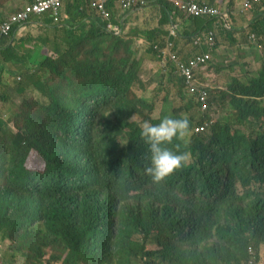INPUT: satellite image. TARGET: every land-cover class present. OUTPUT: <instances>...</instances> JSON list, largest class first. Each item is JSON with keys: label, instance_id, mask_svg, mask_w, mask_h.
<instances>
[{"label": "trees", "instance_id": "1", "mask_svg": "<svg viewBox=\"0 0 264 264\" xmlns=\"http://www.w3.org/2000/svg\"><path fill=\"white\" fill-rule=\"evenodd\" d=\"M161 5L170 19L172 8L164 0ZM64 8L66 19L60 26H54L50 16L36 25L63 32L71 45L123 48L126 56L116 60L99 54L88 64L79 60L80 54L54 48L62 66L70 69L69 75L67 70L58 73L56 62L42 56L43 69L26 77L31 82L27 87L50 102L28 114L17 135L0 121V239L9 234L13 242L10 259L18 254L27 258L30 248L31 257L40 260L45 256L42 248L57 242L65 255L49 258L60 264H90L92 260L96 264H243L252 256L260 260L264 69L253 79V86L234 89L239 96L233 97L229 107L240 111L237 119L228 114L225 120L212 122L210 113L200 111L191 94L190 102L173 116L187 117L189 131L183 140L166 145L187 159L156 184L145 172L150 153L140 129L145 121L155 125L172 117L164 113L153 119L155 102L134 92V85L141 82L140 61L133 57L131 42L107 30V23L93 10L95 15L89 13L82 0H66ZM257 9L256 23L248 27L252 36L261 37L264 1ZM2 20L0 16V24ZM194 20L208 33L219 29L213 19ZM113 24L119 25L114 17ZM21 27L16 26L11 34L19 44L0 46V78L5 56L7 61L15 58L24 65L30 60L39 64L33 59L38 51L25 49L24 40L15 38ZM149 38L152 42L153 37ZM187 41L192 43V39ZM48 68L66 84L46 86L41 72L46 76ZM172 76L178 78L183 95V78ZM215 98L212 104L223 100ZM101 107L113 115L99 116ZM197 109L209 113L208 117H196ZM196 128L204 131L186 143ZM32 151L44 162L43 171L27 167ZM252 246L259 249L255 255L249 251Z\"/></svg>", "mask_w": 264, "mask_h": 264}, {"label": "rangeland", "instance_id": "2", "mask_svg": "<svg viewBox=\"0 0 264 264\" xmlns=\"http://www.w3.org/2000/svg\"><path fill=\"white\" fill-rule=\"evenodd\" d=\"M236 1V2H235ZM26 0H3L0 1V16L7 17L16 11H18L24 4ZM243 0H229L226 1L228 10L232 9L236 5L235 13L243 16L251 12H243L242 4ZM154 8H149L147 11H152ZM229 10V11H230ZM143 11V10H142ZM92 15H95L92 11H88ZM146 17V20H150L151 16ZM236 14L234 16L236 24ZM65 19V16L62 20ZM264 20V17H261ZM36 20L33 19L32 22L24 29L19 30L15 38L24 40V48L28 50H37L38 57L33 58L38 60L39 64L34 65L33 60H30L27 64L20 63L15 58H10L8 61L5 58V67L3 74L0 78V121L6 125V128L11 129L15 135L19 134V128H23L24 119L28 114L36 112L40 107L46 106L50 101L38 92L36 89H30L27 84H31L30 79L27 81L26 77L34 75L36 71H40L44 67L42 56H47L56 62L54 69L60 73L65 70L70 73L69 68H64L60 62L59 57L54 53V48L61 47L65 52H71L73 55L80 54V59L84 63L91 64L95 62L98 55L105 57H113L119 60L121 57L126 56V51L123 48L120 49H110L99 46L97 48H92L90 43L82 45L78 43L76 45L69 44L65 38L63 32H58L51 28H46L43 26L36 25ZM89 22V21H88ZM238 22V20H237ZM89 29L90 25H86ZM252 30L247 28L245 31L239 33L236 39V43L230 39V36H222L219 38V43L222 42L221 46L227 47L225 51L215 52L213 61L209 64L206 71L200 75V80L203 82H208L204 86L208 89L213 90L214 101L215 97H223L220 103L212 104V110L209 111L210 119L212 122H218L221 119H226L228 114L231 117L237 119L240 115V111L234 107H229L230 102L234 96L239 93L235 91V88L242 86H253V79L260 76L261 71L264 69V27L262 29V36L257 37L255 34V39H251ZM11 39V38H10ZM7 39V42L10 41ZM14 39V38H13ZM126 41L131 42L132 48L135 50L134 58L140 61L139 76L141 82L134 85V92L139 96L148 97L150 100L154 101L156 104V111L153 113V119H159L165 113L173 118L175 113L180 111L181 108L185 107L187 103L190 102L191 98L183 90V95L180 94L179 88L181 85L178 78L173 77L176 75L170 63L164 64L158 57V55L151 51L150 47L146 48L144 51H139L137 48V43L134 44V40L130 37L124 38ZM45 41L46 44L44 43ZM6 43V41L4 42ZM20 42L15 40L11 42L12 45H17ZM189 46V44L186 42ZM235 45H238V49L229 50ZM189 51L191 50L188 49ZM0 59L2 57L0 56ZM47 75H44V71L41 72L42 81L46 86L55 87L57 85H65L66 81L61 79L60 76L54 72L52 69L48 68L46 70ZM25 74V75H24ZM210 74H213V82H209ZM19 84H22L21 86ZM23 86V91L19 88ZM228 93V95H224ZM239 96V95H238ZM168 100V101H167ZM264 105V98L260 99ZM38 103V104H37ZM208 113V114H209ZM196 117L202 118L204 116L208 117V114H203L199 109L194 110ZM98 115L104 118H108L113 115V112L107 107H101L98 110ZM234 122H237L234 121ZM1 126V125H0ZM248 134L250 132L247 128H244ZM198 134L195 130L191 132L185 139L186 143H189L192 137ZM27 167L31 170L42 171L44 168V163L38 154L34 151L30 153L27 160ZM5 238L2 239L0 246L5 249L4 259L8 260L11 256L10 246L12 241L8 233H5ZM3 238V237H2ZM26 242V238H24ZM216 239V238H215ZM218 242V240L216 239ZM0 243V244H1ZM150 247L157 248L155 245ZM258 248V247H257ZM45 252V256L40 260H35L31 257L32 252L30 248L26 250L28 257H24L20 254L17 255L15 259H9L14 264H60L59 261H54L49 258V255H65L60 243L51 242L42 248ZM1 250V251H2ZM259 250V249H258ZM259 252V251H258ZM49 258V259H48ZM260 264H264V243L260 249ZM90 264H96L94 260Z\"/></svg>", "mask_w": 264, "mask_h": 264}, {"label": "clouds", "instance_id": "3", "mask_svg": "<svg viewBox=\"0 0 264 264\" xmlns=\"http://www.w3.org/2000/svg\"><path fill=\"white\" fill-rule=\"evenodd\" d=\"M32 1L33 0H30V1L29 0H26L25 4L19 10L23 9L26 5H28ZM146 1L148 2V5L146 6V8L140 9L138 11L146 10V9H149V8H160L161 6H163V5H161V0H151V1L146 0ZM164 1L173 10L172 13H171V15H170V19H169L171 21L170 25L172 26V24H176L179 27V22H177L176 19H178L179 17H186V16L181 13L180 7L175 2H170L169 0H164ZM175 1H177V2H184V1H187V0H175ZM204 1L207 2V3H209L210 5H212L211 2H209L207 0H204ZM244 1L245 0H243L242 6H241L242 7V10H243ZM263 1L264 0L256 3L251 11H253V12L256 11L257 7ZM115 4H116V6L119 9H121V6L117 2ZM112 5H114V2H110V4H109V9L111 10V12H112V8H111ZM225 5L226 4L219 5V6H222L223 8H225V10H227L230 13V15H231L230 28H227V30H228L227 32H231V31H233V27L231 25L232 17H234L236 13L235 12H232L230 9H229L230 10L229 11L228 8L225 7ZM18 11H16V12H18ZM122 11H125V10H122ZM133 11H137V10H133ZM251 11H247V12H251ZM126 12H128V11H126ZM243 12H245V11H243ZM62 13H63V18L65 16V19H66V15H65V12H64V8H63ZM13 14H11V15H13ZM249 14H253V13H248L246 15H249ZM11 15H9V16H11ZM9 16H7L6 18L3 17V20H2V23L0 24V27L4 23V21H6L9 18ZM45 16H50V15H47L46 14V15H42V16H39V17H33L30 20V22L21 25L22 27L20 28V30L26 28L32 22L33 19L39 20V19L45 18ZM113 17H114V20H116V21L119 20V19H117V17H115V14L112 12V21H113ZM187 18H194V17H187ZM65 19L64 20H60L58 23H56L51 18V22H52V24L54 26H60L65 21ZM213 20H215V19H213ZM215 21H216V23H217L218 26L219 25H222V22H217V20H215ZM39 26H42V25H39ZM117 26L120 29V34L117 35V34H115V32H114V34L116 36L122 35L120 26L119 25H117ZM171 26H170V35H168L170 37L166 41L165 44H162V42L154 43L153 41L152 42H145L143 40V41H140L139 43H137V46H139V48H137V49H146V48H149L150 47V49L158 55L159 59L164 64L170 63V66L173 68V70L175 71V73L178 76H180L181 78H183V80H184L183 81V85H184V91H185V93L188 96H191L192 93L188 89L184 77L180 74V71H179V69L177 67V64L171 60V58L169 56V53L164 54V52L166 51V48H167L168 44L169 43H173L174 44V51L178 52V54L180 56V59L183 62H189V61H191L192 59L196 58L199 55L208 54V53H211L212 54V57L214 58L213 53H215L217 51V49H218V43H219V35L217 34V31L218 30L215 31V32H213L215 34V37H216V48L214 49V51L210 52L209 49L206 46L203 47L200 50H198L195 47L194 42H195V40L199 36H202L204 34L209 35L211 33V32L208 33L207 31H200L199 33L195 34L193 36V38H192V47H193V50H195L194 55L191 56V57H189V58H186L185 55L178 50V47L175 44L176 38L178 37V32H177V35L176 36H173L171 34ZM15 27L16 26H14L12 28V31L10 32V35L9 36H4L0 32V46L1 45H6L8 43L7 42V39H10L11 38L10 41H9V43H11L12 41H14L13 37L11 36V34H12V32H13V30H14ZM46 28H48V27H46ZM222 28L224 29L225 27L222 25ZM17 33H18V31H17ZM179 35H180V33H179ZM132 39H134V38H132ZM251 39H255V35L251 36ZM5 41H6V43H4ZM134 44H136L135 41H134ZM212 61H213V59H212ZM212 61H210L209 64ZM209 64L207 65V67L209 66ZM207 67L205 69H203V70H201V71L198 72V74H197V80H198L197 84H198L199 88L202 87V88L206 89L210 93V100H209L210 106H209V109L208 110H203V108L201 106V103L199 101L198 95H193V98L199 104V107L201 109L200 111H202V112H209L211 110V108H212V101H213V98H212V92H213V90L211 91V89H208L206 86H204L208 82H203V81L200 80V75L203 72L206 71ZM211 82H213V81H211ZM189 128H190V122H189V120H188L187 117H184V118H181V119H173V118L165 117L158 124L153 125V124L145 121L141 125L140 138L144 142V144L147 145L148 152L150 153V156H149L150 165L145 168V172H146V174L148 176L151 177L153 183H156V184L161 183L169 175H171L175 170H177L178 168L182 167L183 164L185 163V161L187 159L186 154H177V153L173 152L171 149H169L166 145L171 144L174 139L183 140L184 137L186 136V134L188 133ZM195 130L197 131V133H202L204 131L203 128H200V129L199 128H196ZM191 162H192V160H191ZM43 170H44V168H43ZM254 250H255V254L258 253V248L257 247L254 246ZM255 257L257 259V256H255ZM256 261H257V264H260V262H259L260 260L259 259H257Z\"/></svg>", "mask_w": 264, "mask_h": 264}, {"label": "built area", "instance_id": "4", "mask_svg": "<svg viewBox=\"0 0 264 264\" xmlns=\"http://www.w3.org/2000/svg\"><path fill=\"white\" fill-rule=\"evenodd\" d=\"M30 1V0H29ZM83 3L99 15L104 22L107 23V29L120 34V29L117 25L113 24L112 12L109 9L110 2H117L122 10L133 11L146 8L148 2L146 0H82ZM175 2L179 7L182 14L186 17L197 18H210L215 19L217 22H222L225 28H229L231 15L222 6H213L204 0H187L184 2H177L175 0H169ZM262 0H245L243 4V11H251L254 5ZM66 0H33L26 5L23 9L9 16L0 27V32L4 36H9L14 26L23 25L33 17H39L42 15H50L54 22L58 23L63 18V8ZM178 32V25L172 24L171 34L176 36ZM195 47L200 50L203 47H207L210 52L216 48V37L213 32L209 35L199 36L195 42ZM169 53V56L173 62L177 64L180 74L184 77L187 87L193 95H198L199 101L203 110H208L210 106V93L204 89L199 88L197 82V74L199 71L205 69L213 57L211 53L202 54L192 59L189 62H183L180 59L178 52L174 51V44L169 43L164 54ZM250 253L255 255L253 247L250 248ZM256 257L252 256L247 258L244 264H257Z\"/></svg>", "mask_w": 264, "mask_h": 264}, {"label": "crops", "instance_id": "5", "mask_svg": "<svg viewBox=\"0 0 264 264\" xmlns=\"http://www.w3.org/2000/svg\"><path fill=\"white\" fill-rule=\"evenodd\" d=\"M207 1L211 3H217L219 0H207ZM224 1H229V0H224ZM242 3L243 2H240L239 4ZM225 6L228 7L227 3ZM86 7L88 11H91V9L88 6ZM111 8H112V12L115 14V17L119 19L118 22L122 32L121 36L123 38L126 37L134 38L133 40L135 41V43H139L140 41L143 40L145 42H150L149 36H151L153 37L152 40L154 43L162 42V44H165L166 41L169 39L170 36L168 35H170L171 21L169 20L168 15L164 11V9H162V7L154 8V10L152 11H147L146 9L143 11L137 10V11H128V12L122 11L116 6V4L112 5ZM235 9H236V5L234 7V11ZM231 11L234 12L232 9ZM257 11L258 9H256V11H254L253 14H249L246 16L245 15L240 16L238 13H236V18H235L236 24L234 18L232 17L231 25L233 27V31L231 32L222 31L223 29L222 25H219V29L217 31L219 38L222 36H226L228 34L230 36V39L233 40L234 43H236L237 42L236 37L238 35L240 36L239 33L249 28L248 27L249 25L250 26L255 25L256 21L253 19L254 18L253 16L254 13ZM152 12H154V14L151 16V19L146 20V17L151 15ZM261 13L262 16L264 17V11H262ZM176 21L179 22V27H178V37L176 38L175 44L178 47V50L181 53H183L186 58H189L194 55L195 50H193L192 43H189L187 40L190 41L197 32L205 31L207 29L205 28L203 29L201 24L199 23L197 24L194 18L179 17L178 19H176ZM213 29H214V25H213ZM182 34L187 38V40L184 39V36L182 37ZM186 42L189 44V46L186 44ZM221 45L222 42H220V46ZM190 47L191 50L189 51L188 49H190ZM238 47H239L238 45H235L233 48H229V50H236L238 49ZM225 49H227V47L221 46L219 51H225ZM138 50L141 52L145 49H138ZM209 77L211 78L209 79V82L214 81L213 74H210ZM212 98H214L213 92H212ZM2 245L3 242L0 244V246ZM1 250L2 248L0 247V264H9L8 261L10 257H8V260L4 259L5 249H3L2 251ZM10 264H14V263L10 261Z\"/></svg>", "mask_w": 264, "mask_h": 264}]
</instances>
